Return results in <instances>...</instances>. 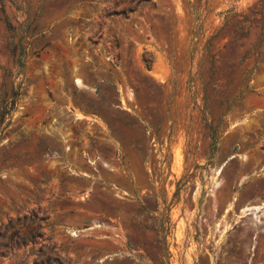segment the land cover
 <instances>
[{"label": "rangeland", "instance_id": "obj_1", "mask_svg": "<svg viewBox=\"0 0 264 264\" xmlns=\"http://www.w3.org/2000/svg\"><path fill=\"white\" fill-rule=\"evenodd\" d=\"M0 110V264H264V0H0Z\"/></svg>", "mask_w": 264, "mask_h": 264}, {"label": "trees", "instance_id": "obj_2", "mask_svg": "<svg viewBox=\"0 0 264 264\" xmlns=\"http://www.w3.org/2000/svg\"><path fill=\"white\" fill-rule=\"evenodd\" d=\"M143 1H146V0H143ZM13 99H14V98H13ZM2 115H3V111L0 110V116H2Z\"/></svg>", "mask_w": 264, "mask_h": 264}]
</instances>
